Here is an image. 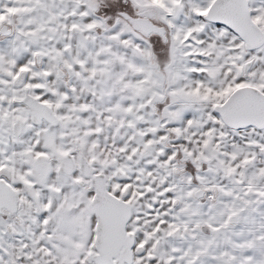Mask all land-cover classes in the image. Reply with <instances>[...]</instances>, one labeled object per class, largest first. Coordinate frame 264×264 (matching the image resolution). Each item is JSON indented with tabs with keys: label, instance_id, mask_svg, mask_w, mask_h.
<instances>
[{
	"label": "snow or ice",
	"instance_id": "snow-or-ice-1",
	"mask_svg": "<svg viewBox=\"0 0 264 264\" xmlns=\"http://www.w3.org/2000/svg\"><path fill=\"white\" fill-rule=\"evenodd\" d=\"M0 264H264V0H0Z\"/></svg>",
	"mask_w": 264,
	"mask_h": 264
}]
</instances>
